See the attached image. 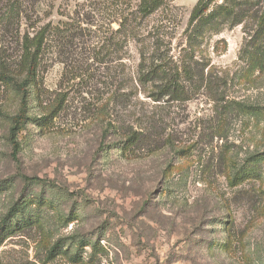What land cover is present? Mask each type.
<instances>
[{
	"label": "rangeland",
	"instance_id": "obj_1",
	"mask_svg": "<svg viewBox=\"0 0 264 264\" xmlns=\"http://www.w3.org/2000/svg\"><path fill=\"white\" fill-rule=\"evenodd\" d=\"M156 1L139 15L141 0H46L34 23L0 19L17 81L31 24L74 29L73 44L47 39L18 153L21 94L0 77V218L19 203L28 222L0 264H264V0H217L210 12L234 14L197 32L198 0ZM173 77L186 94L165 95Z\"/></svg>",
	"mask_w": 264,
	"mask_h": 264
},
{
	"label": "trees",
	"instance_id": "obj_2",
	"mask_svg": "<svg viewBox=\"0 0 264 264\" xmlns=\"http://www.w3.org/2000/svg\"><path fill=\"white\" fill-rule=\"evenodd\" d=\"M216 1L217 0H198V3L195 6L189 20V27H194L193 32H197L198 28L205 25L210 20L217 19L221 15L231 16L234 14L233 9L225 5L217 6L215 12H210L211 5ZM44 2H46V0H0V19L2 20L7 17L8 19H11L9 20V24H11L13 21L18 22L24 18L26 22L32 23L34 20H39V10L42 8V4ZM155 3H157L156 0H141L137 8V14L149 15L152 12V9H154ZM15 15L17 17L16 19L14 18ZM76 16L79 17V14ZM72 21L75 22L76 17H74ZM38 23L39 21L37 24H31V26L33 25L32 27L35 29L33 36L26 34L22 37L23 43L21 48V58L26 64L24 78L17 81L16 78L11 76V74H6V71L0 65V77L2 81L15 85L16 89L21 94L19 113L13 118V125L10 128V137L15 153H18L20 150V146L17 141V135L22 129L23 125L30 119L28 115L29 89L36 79L42 56L46 50L47 39L49 37H53L55 38V41L59 40L60 43H64V40H67L69 45L73 44L74 39L73 27L70 30H67V32L60 30L59 28H55L53 32H50L49 25H44L38 28ZM120 26L121 30L125 27L130 28L132 26V20H130V17H126ZM262 34H264V13L259 17L258 30L253 38L258 39ZM184 71H187V68H184ZM150 73L156 75V71L154 72V70H151L149 74L143 77H148ZM162 90H164L165 95L177 97L187 93L183 89L182 83H180V81L174 77L171 79V81L165 84ZM144 139H146L145 136H143L141 140L138 141L134 135L128 138V140L125 142V145L133 147V145H136L138 142L142 143ZM23 209L24 208L19 203H15L7 211V213L0 218V246L9 237L21 232L22 229L28 225V222L24 219L20 220V222L16 220L17 216ZM50 253L52 254V251ZM53 256L54 254L51 255V258Z\"/></svg>",
	"mask_w": 264,
	"mask_h": 264
}]
</instances>
